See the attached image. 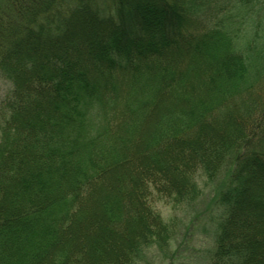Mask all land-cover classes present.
Returning <instances> with one entry per match:
<instances>
[{"label": "trees", "instance_id": "1", "mask_svg": "<svg viewBox=\"0 0 264 264\" xmlns=\"http://www.w3.org/2000/svg\"><path fill=\"white\" fill-rule=\"evenodd\" d=\"M0 75V264H151L200 174L208 264H264V0H2Z\"/></svg>", "mask_w": 264, "mask_h": 264}, {"label": "rangeland", "instance_id": "2", "mask_svg": "<svg viewBox=\"0 0 264 264\" xmlns=\"http://www.w3.org/2000/svg\"><path fill=\"white\" fill-rule=\"evenodd\" d=\"M77 21L79 23L78 33L81 36L82 33L90 36L93 29H89L87 16L81 14L77 17ZM10 87L11 82L0 75V99L9 91ZM257 176H255V178L257 177L256 185L252 188L251 198L262 196L260 191L264 188V177L260 173ZM198 178L203 188V194L193 206L177 212V209H174L170 204L163 201L157 202V208L167 220L173 223L175 234L166 251L152 250V254L149 255L151 264H208L209 250L213 245L218 214L214 194L223 176L215 181L207 180L202 174ZM243 214L250 225L253 224L256 228L264 227V209L249 208L245 209ZM253 219L257 222L254 223ZM245 231L247 232V230ZM254 238L258 239V235H255Z\"/></svg>", "mask_w": 264, "mask_h": 264}]
</instances>
